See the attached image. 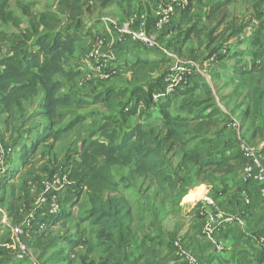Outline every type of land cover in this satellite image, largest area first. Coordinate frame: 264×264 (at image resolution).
Returning <instances> with one entry per match:
<instances>
[{
  "label": "crops",
  "instance_id": "1",
  "mask_svg": "<svg viewBox=\"0 0 264 264\" xmlns=\"http://www.w3.org/2000/svg\"><path fill=\"white\" fill-rule=\"evenodd\" d=\"M146 1H152L149 6V11L153 10L152 16L151 12L148 14L152 22L158 8L157 0ZM222 2L194 0L190 9L191 20L181 24L180 14H177L171 34L163 36L165 45L178 49L181 57L191 59L181 62L192 67L194 74L203 78V83L191 92L177 94L167 109L170 116L188 117L194 133L185 145L175 146L167 153L163 172L168 179L163 189L146 178L130 181L127 179V168H115L119 190L105 193V196H122L130 203L131 214L124 232L127 235L130 233L133 239L122 246L113 244L107 250L97 244L89 222L82 220L89 210L87 196L82 192L76 202L66 206L61 215L50 223L40 242L33 241L42 235L41 231L27 234L30 243L40 245L32 250L37 258L40 257L46 264H184L173 254L170 246L173 239L180 238L197 260L207 264L260 262L261 248L253 237L264 236V192L261 193L264 187L243 181L244 159L238 144L247 140L259 152H264V29L259 32V22H255V25L250 24L238 33L240 24L236 23L235 17L229 18L228 9L226 17L221 14L224 6L214 12L215 6ZM117 18L114 19L123 17L118 15ZM260 20H264V16ZM205 22L208 24L203 26ZM112 29L110 19L97 22L91 35L75 43L67 69L80 73L90 71L89 46L91 39L97 36L105 39L104 49L108 50L111 58H116L115 65H118L119 71L116 79L107 82L105 87H118L119 83L126 86L132 78L129 66L137 60L163 59L153 49L118 46ZM125 62L126 66L123 65ZM202 64L210 67L207 70L209 80L199 71ZM163 65L151 73L141 87L147 88L148 82L153 83L164 74ZM121 75L123 78H120ZM105 87L76 85V91L91 99ZM42 95L43 92L39 97ZM189 102L197 103L190 113L182 109ZM39 106L40 98L28 106L23 117L16 113L8 129L6 116L0 113V136L12 146L9 165L14 176L5 191L0 193L11 226L17 220V209L20 213L22 205L40 196L39 180L36 178L45 176V170H51L50 165L56 166L63 158L76 157L82 140L92 130L89 113L102 110L100 106L89 109L60 107L58 112L66 115L64 122L77 114H83L87 119L63 135L50 153L44 157L37 156L32 164L23 167L20 160L22 150L31 145L47 124L46 119L39 115ZM235 121L239 127L229 128L228 124ZM127 125L129 129L136 125L142 129L160 126L159 112L150 114L142 107L141 112L130 116ZM197 125L204 130L197 131ZM191 193L199 194L198 199L185 200ZM203 198L212 200L215 208L226 216H239L243 223L224 224L216 220L213 226L219 227V230L208 238L204 234V203H200ZM244 198H248L250 203L245 204ZM10 238L11 232L2 224L0 216V246L10 243ZM5 248L7 250L0 256L3 264L8 261L11 252L8 247Z\"/></svg>",
  "mask_w": 264,
  "mask_h": 264
},
{
  "label": "trees",
  "instance_id": "2",
  "mask_svg": "<svg viewBox=\"0 0 264 264\" xmlns=\"http://www.w3.org/2000/svg\"><path fill=\"white\" fill-rule=\"evenodd\" d=\"M97 1L56 0L55 11L35 12V3L29 0H0V113L6 116L5 125L8 129L15 120L16 113L22 116L28 106H32L33 102L40 98L39 115L47 121L46 126L37 134L31 145L22 150L21 165L28 166L37 156L44 157L46 153H50L63 135L87 119L85 115L77 114L64 122L66 115L58 112L60 107L89 109L92 106H100L102 109L89 113L92 118V130L82 140L76 157L63 158L56 166L50 165L52 169H46L45 176L36 178L40 185L44 178L65 169L67 179L74 191L73 194L69 193L61 199V210L56 216L42 215L44 208L34 213L29 223L30 227L25 231V238L27 239V234L37 231H41L42 235L33 242H40L50 223L61 215L66 206L76 202L82 192H85L89 210L82 220L89 222L97 244L107 250L113 244L122 246L128 243L133 239L130 233L127 235L124 232L131 214L130 203L122 196H105V193L119 190L120 183L114 175L115 168H127V179L130 181L146 178L154 181L159 189H163L168 179L163 172L167 153L175 146L185 145L193 137L194 128L191 126V120L188 117L170 116L167 109L177 94L191 92L203 83V78L196 74L188 76L185 85L177 88L173 94L160 98L158 103L153 101L152 96L163 91L165 73L153 83L148 82L147 88L141 87V83L147 81L151 73L158 71L162 64L166 65V61H169V58L162 54L161 61L143 59L130 64L132 78L124 87H105L91 99L76 91V85H82L79 82L80 77L86 72L68 70L67 61L74 51L75 43L91 35L95 28L97 23L91 22L85 11ZM114 1L102 0V4L107 6ZM235 1L238 0H223L220 5L215 6L214 12L220 9V6H224L221 14L226 17L229 5ZM247 1L253 2L257 9L255 18L260 20L264 16V0ZM133 2L134 0H119L117 3L124 5L126 12L129 13ZM190 6L188 1L187 6L180 13L181 24L191 20ZM253 19L251 18V22ZM25 22L27 27L22 29L21 25ZM152 22H149L150 26ZM258 22L257 30L261 29L259 32H262L264 20ZM171 27L172 25L168 27L169 31ZM7 28L12 31L6 32ZM238 33L234 32V34ZM95 38L93 37L90 43ZM128 45L138 46L129 42L118 46L124 48ZM168 49L171 53L179 55L178 49L170 46ZM115 59L111 60L110 65V68L115 69V74L109 79H93L90 81L92 84L88 82L83 85L107 83L117 76L119 71ZM126 64L123 63L125 66ZM41 92L43 95L39 97ZM122 100L126 102L123 103ZM195 106H197L196 102H189L184 104L182 109L190 113ZM142 107L150 114L159 112L161 125L148 129L136 125L129 129L127 122L130 116L141 112ZM206 126L207 124L204 125ZM196 130L204 129L197 125ZM244 142L252 146L247 140ZM0 145L5 149H12L11 142L7 144L3 137L0 139ZM11 153L7 156L6 173L0 176V193L5 191L6 185L14 176V171L9 165ZM262 155L264 156V152ZM0 204L5 206L4 200H1ZM15 217L17 220L13 223L17 224L22 219L18 209ZM40 226H43V229H40ZM175 240L173 239L170 244L172 252H174ZM27 244L31 250L40 246H35L29 240ZM4 250L7 249L3 245L0 246V256ZM37 260L40 264H46L40 257ZM27 262V260L13 259L11 251L5 264Z\"/></svg>",
  "mask_w": 264,
  "mask_h": 264
},
{
  "label": "built area",
  "instance_id": "3",
  "mask_svg": "<svg viewBox=\"0 0 264 264\" xmlns=\"http://www.w3.org/2000/svg\"><path fill=\"white\" fill-rule=\"evenodd\" d=\"M174 6L177 8L175 12L173 10ZM185 6H187V2L180 1L175 3L174 0H168L165 3V1H163L158 5L151 26L148 16L140 17L135 13H131L117 29H112L113 39L117 45L126 44L127 42L137 44L140 47L153 49L167 58L175 60L173 67H171L164 76L163 91L161 93H155L152 96L155 103H158L160 98L173 94L177 88L185 85L187 77L194 75V72L191 67L184 65L179 59H176V55L171 53V51L163 48L159 43L147 37V30L161 31L167 28L166 25L171 24V18L180 14ZM105 45V39L99 36L91 43L89 55L91 69L80 77V84L91 83L90 81L93 79L107 80L115 74V69L110 68L112 58L108 50L104 49ZM228 127L236 129L239 125L235 121L228 124ZM238 149L245 160L241 172L243 181L253 182L264 187V156L262 153L253 146L247 145L244 141L239 142ZM3 150L5 153L0 157V176L6 173L7 156L12 152V149L10 150L9 148ZM67 176V172L64 169V171L58 170L51 176L44 178L40 182V196L38 200L27 206L26 209L21 210L20 214L22 215V219L17 224L11 226L8 224L9 222L6 221L5 216L2 218V224L6 225L11 232L10 243H6L4 247H8L12 251L13 259L18 261L27 260L30 264H40L26 242L25 231L30 227V220L37 210L44 208L42 215L48 216H56L60 212L61 199L69 193L73 194L74 191L73 188H71V183L67 179ZM263 192L264 190H261V193ZM243 202L249 204L250 200L244 198ZM202 215L205 219L204 234L208 238H211L213 233L219 230V227L213 226L216 220H220L224 224L233 222L238 224L243 223V220L240 219L239 216L229 217L216 209L214 202L209 198H204ZM39 228L43 229V226ZM253 238L261 248L262 257L258 264H264V236L258 235ZM173 247V254L184 264H207L197 260L189 251V248L182 243L180 238H177L173 242Z\"/></svg>",
  "mask_w": 264,
  "mask_h": 264
},
{
  "label": "rangeland",
  "instance_id": "4",
  "mask_svg": "<svg viewBox=\"0 0 264 264\" xmlns=\"http://www.w3.org/2000/svg\"><path fill=\"white\" fill-rule=\"evenodd\" d=\"M29 1L35 3V6H34L35 12H40V11H45V10L55 11L56 5H57L56 0H29ZM118 1L119 0H115L110 5L104 6L102 4V0H98L97 2L92 3L89 6V8L88 7L86 8L85 14H86V16H88V18L91 22H96V23L100 22V20L104 21V20L110 19L111 28L117 29L126 20V17L128 15H130L131 13H135L140 17H146L151 12V11H149V6L151 5L152 1L134 0V2L132 3V6H131V12H129V13L126 12V7L124 5H118V3H117ZM163 1H165V3H166L168 0H157V5H159L160 2H163ZM180 1L187 2V3L189 1L190 4H192L194 2V0H174L175 3L180 2ZM198 1L200 2L201 0H198ZM190 8H191V6H190ZM173 10H174V12L177 11L176 6L173 7ZM228 11L230 12L229 18L232 19L233 17H235L236 23L240 24V26L237 27L238 32H240V30L243 28L249 27L250 24L254 23V25H255V22L259 21V18H255V17H257V9H256V7H254L252 1H247V0H240L239 1L238 0V1L232 2V4H230L228 7ZM152 12H153V10H152ZM152 12L150 14L151 16H152ZM258 14H259V11H258ZM118 15L123 17V18H121L120 20H115L114 18L118 19L117 18ZM251 18H254L252 22H251ZM175 19H176V17L171 18V21H170L171 24L170 25H173V23L175 22ZM23 20H25V18ZM207 24H208V22H205L203 26H205ZM170 25H166L167 28H165L161 31L147 30V37H149L152 41L159 43V45H161L163 48L168 49L167 45H165V41H163V36H165V35L167 36V35L171 34V31L168 30V27ZM86 26H88V24H86ZM26 27H27L26 22L21 25L22 29H24ZM234 27H235V24H233L232 28H234ZM171 29H172V27H171ZM6 30H7L6 32H9V33L12 31V29L10 30V28H7ZM199 36L203 37L201 34H199ZM186 46H189V45H186ZM195 47H197V45H195ZM89 49H90V47H89ZM178 56L176 55L175 57H176V59H179L180 61L181 60H191V59L186 58L185 56L181 57L180 54ZM183 58H185V59H183ZM113 60L114 59L112 58V61ZM166 63H167L166 65L162 66V70H164L165 74L170 70L171 67H173V65L175 64V60L169 59V61H166ZM208 68H210V67L205 66V64H202L200 66L199 71L209 80V78L207 77ZM116 77L117 76H115L111 80L116 79ZM125 77L127 78V75ZM120 78H123V76L121 75ZM90 84H92V83H90ZM107 85H108L107 83L97 82L94 84V88H102V87H105ZM124 85L125 84L119 83L118 87L121 88V87H124ZM122 102L125 103L126 100H122ZM22 117H23V115H22ZM10 138H11V135L8 137V139H10ZM0 139H1V136H0ZM6 143L9 144V142H6ZM3 149H5V148L2 145H0V157H2V154L5 153V151ZM0 198H1V196H0ZM37 200H38V198H36L35 200H33L30 203L29 202L26 203V205L25 204L22 205L21 208L26 209L27 206L33 204ZM200 203H204V198L202 200H200ZM3 207L4 206L0 204L1 220L5 216L6 221H10L9 216L4 211ZM26 242H28L27 239H26Z\"/></svg>",
  "mask_w": 264,
  "mask_h": 264
},
{
  "label": "bare ground",
  "instance_id": "5",
  "mask_svg": "<svg viewBox=\"0 0 264 264\" xmlns=\"http://www.w3.org/2000/svg\"><path fill=\"white\" fill-rule=\"evenodd\" d=\"M199 197V194H189L187 195L184 199L187 200V201H193L194 199H198Z\"/></svg>",
  "mask_w": 264,
  "mask_h": 264
}]
</instances>
